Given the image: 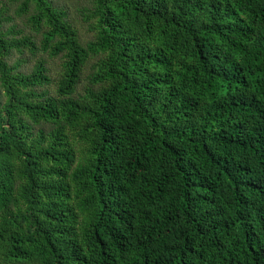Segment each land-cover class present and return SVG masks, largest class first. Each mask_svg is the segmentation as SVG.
Segmentation results:
<instances>
[{"label": "trees", "instance_id": "16d2710c", "mask_svg": "<svg viewBox=\"0 0 264 264\" xmlns=\"http://www.w3.org/2000/svg\"><path fill=\"white\" fill-rule=\"evenodd\" d=\"M14 1L0 264H264V0Z\"/></svg>", "mask_w": 264, "mask_h": 264}, {"label": "rangeland", "instance_id": "374dc122", "mask_svg": "<svg viewBox=\"0 0 264 264\" xmlns=\"http://www.w3.org/2000/svg\"><path fill=\"white\" fill-rule=\"evenodd\" d=\"M90 1L91 0H57L58 3L67 6L68 10L70 11V19L75 24L76 28L79 30L83 42L92 39V33L89 32L88 25L82 20L80 14L82 6L88 5ZM0 5L9 6L10 15L15 18L14 23H17L20 28L25 27V25H23V19L16 16L17 3L14 0H0ZM26 32L35 34L29 27L26 28ZM33 64L34 62L31 61L29 67H31Z\"/></svg>", "mask_w": 264, "mask_h": 264}]
</instances>
